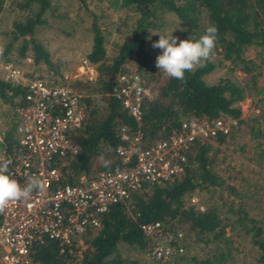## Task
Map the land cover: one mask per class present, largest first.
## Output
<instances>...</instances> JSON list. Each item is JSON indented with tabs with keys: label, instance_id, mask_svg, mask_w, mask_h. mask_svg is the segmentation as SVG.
<instances>
[{
	"label": "trees",
	"instance_id": "trees-1",
	"mask_svg": "<svg viewBox=\"0 0 264 264\" xmlns=\"http://www.w3.org/2000/svg\"><path fill=\"white\" fill-rule=\"evenodd\" d=\"M106 1L112 7L130 9L134 19L110 57L106 55L104 32L95 14L92 16V42L85 58L94 65L95 76L88 82L75 79L72 84L79 93L89 94L81 95L86 106L83 123L68 135L77 152L67 153L68 162L62 167L64 181L74 182L80 175H92L97 170L120 164L121 157L116 148L128 142L122 137L121 127L137 138L139 147H145L175 131L180 121L187 117H225L235 119L236 123L231 125L228 133L219 132L209 139H194L186 151L184 170L179 176L142 185L131 192L126 202L112 204L101 214L95 232L85 237L86 247L80 253L61 251L56 240L45 238L31 245L30 255L38 264H134L121 254L119 245L124 243L133 249L148 251L150 239L141 229V223L164 220L171 231L181 228L193 242L201 244L203 250L191 254L184 252L162 261L225 264L234 256L218 206L211 203L197 208L186 204L184 196L224 185L225 181L216 169L218 145L233 137V130L238 127V122H242L239 102L249 89L264 95V90L256 83L264 63V0ZM5 2L0 0V11ZM31 3H36L34 9L30 8ZM16 4L28 10L24 18L13 21L11 41L5 51L19 40L16 47L19 56H25L30 49L35 61L49 63V51L34 37V31L36 25L45 21L42 15L50 8V0H19ZM165 11L174 12L187 24L185 40H197L208 26L215 25L218 28L215 54L221 53L235 65L240 64L248 74V83L239 84L229 77L206 82L204 74L215 67L213 60L187 72V83L160 72L156 67L158 55L147 47L146 36L149 29L159 26V16ZM247 48L255 49L254 57L244 55ZM129 63L133 67H129ZM127 71L138 72L145 85L147 81L152 83L150 95L142 99L139 118L129 113L113 92L118 75ZM24 92L22 83L0 76V101L13 106L9 123L0 127V150L4 153L16 147L15 107L23 102ZM95 93L98 96L92 95ZM228 188L234 190L232 186ZM238 210V219L243 221L244 231L257 249L256 262L246 264H264V226L257 218L249 216L242 206Z\"/></svg>",
	"mask_w": 264,
	"mask_h": 264
},
{
	"label": "built area",
	"instance_id": "built-area-1",
	"mask_svg": "<svg viewBox=\"0 0 264 264\" xmlns=\"http://www.w3.org/2000/svg\"><path fill=\"white\" fill-rule=\"evenodd\" d=\"M84 63L92 65L86 58ZM12 80L22 83L25 92L23 102L15 107L16 147L2 152L0 159L11 161V178L23 185L35 175L44 190L0 213V264H38L30 255V247L45 238L56 240L61 251L80 253L85 237L95 232L101 214L112 204L126 202L142 185L179 176L194 139L228 133L236 123L225 117H187L175 131L145 147H139L137 138L121 127L122 137L128 140L116 148L121 163L68 182L63 180L62 167L68 162L67 153L77 152L68 135L86 116L81 94L68 83L41 77ZM113 92L136 118L140 117L143 97L150 95L149 87L135 71L120 73ZM140 227L150 239L151 258L167 260L184 252L183 233L171 231L168 222L151 220Z\"/></svg>",
	"mask_w": 264,
	"mask_h": 264
},
{
	"label": "rangeland",
	"instance_id": "rangeland-1",
	"mask_svg": "<svg viewBox=\"0 0 264 264\" xmlns=\"http://www.w3.org/2000/svg\"><path fill=\"white\" fill-rule=\"evenodd\" d=\"M18 1L6 0L0 11V76L11 79L18 77L21 82L41 77L47 81L68 83L74 87L72 84L75 79L91 81L95 76V67L86 66L84 59L92 42L93 14L104 32L106 55L110 57L114 55L117 45L134 19L130 9L112 7L106 0H50V8L42 15L45 21L36 25L34 31V37L49 51L50 62L46 63L44 60L35 61L30 49L25 56H19L16 49L19 40L13 42L10 49L5 51L6 45L11 41L13 21L24 18L28 10L19 7L16 4ZM35 7L36 3H31L30 8ZM158 21L159 26L149 29L146 36L147 47L154 55L162 54L161 49L152 46L159 40L158 34H172L178 38L177 44L186 39L184 31L187 24L174 12L161 13ZM244 55L254 57L255 49L247 48ZM213 61L215 67L204 74L206 82L213 83L220 77H229L239 84L248 83V74L240 68V64L235 65L221 53H216ZM128 66L133 67L131 63ZM256 81L257 87L264 90V63L261 64V72ZM147 83L150 89L152 83ZM92 95L98 96L97 93ZM239 104L242 109V122H238V127L233 130V137L218 145L220 151L216 169L222 175L224 185L193 191L184 196L186 204H193L197 208H204L211 203L218 206L225 223L226 235L230 238L231 254L234 256L225 264L256 262V246L245 233L243 221L238 219L240 206L264 226V95L249 89ZM10 106L0 101L2 128L11 119L13 106ZM252 117L256 120H251ZM228 186H232L234 190L231 191ZM178 230L183 233L185 254L202 252L201 244L193 242L191 236L181 228L176 231ZM85 247L84 241L80 250ZM119 250L134 264H175L172 261L155 260L148 251L136 250L124 243L119 245Z\"/></svg>",
	"mask_w": 264,
	"mask_h": 264
},
{
	"label": "clouds",
	"instance_id": "clouds-1",
	"mask_svg": "<svg viewBox=\"0 0 264 264\" xmlns=\"http://www.w3.org/2000/svg\"><path fill=\"white\" fill-rule=\"evenodd\" d=\"M159 40L153 43V48L162 50L156 58V67L167 77L187 83L186 73L203 67L215 57L218 28L215 25L207 27L205 33L197 40H182L177 44V37L158 34ZM11 161L0 159V213L5 212L14 202L30 200L34 192L44 190L41 179L35 175L27 178L21 185L11 178Z\"/></svg>",
	"mask_w": 264,
	"mask_h": 264
}]
</instances>
